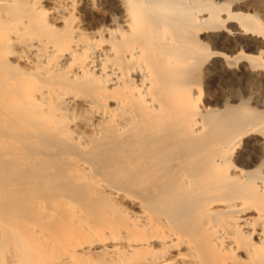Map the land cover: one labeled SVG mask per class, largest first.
<instances>
[{"label": "bare ground", "instance_id": "bare-ground-1", "mask_svg": "<svg viewBox=\"0 0 264 264\" xmlns=\"http://www.w3.org/2000/svg\"><path fill=\"white\" fill-rule=\"evenodd\" d=\"M235 1L0 0V264H264V102L205 98L264 82Z\"/></svg>", "mask_w": 264, "mask_h": 264}, {"label": "rangeland", "instance_id": "rangeland-1", "mask_svg": "<svg viewBox=\"0 0 264 264\" xmlns=\"http://www.w3.org/2000/svg\"><path fill=\"white\" fill-rule=\"evenodd\" d=\"M229 1H232V0H229ZM252 2L253 0H238V1H235V4L237 5L233 6L232 8L234 10L238 9L239 11L244 12V13L249 11L250 14H253L254 7L252 5ZM255 14L261 17V20L264 22V9L261 12L255 11ZM262 46L263 44L261 42L256 41L253 47L254 48L253 53L257 51V48H260ZM227 48H228L227 45L225 46L221 45L220 47H215V50L216 51L218 50V52L224 51L225 53H228ZM253 78H254V82L251 85H245V83L243 84L242 82L239 83L236 79L234 80L232 79L226 84L224 82L222 83L216 80L208 81V83L205 86V96H206L205 98L208 101V103L216 102V104L214 103L213 104L216 105L217 107L222 106L225 100L224 98H230V97L244 98L246 96V98H248L250 96H254V97L259 96L260 98H262L261 102L262 101L264 102V84H263L264 82L262 78H259L258 76H254ZM240 151L242 152L244 156L243 158L246 159V157L249 155L247 151V147L244 146V148H242Z\"/></svg>", "mask_w": 264, "mask_h": 264}]
</instances>
